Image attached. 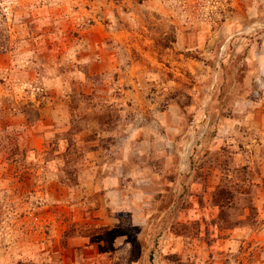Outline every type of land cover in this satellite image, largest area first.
Here are the masks:
<instances>
[{
	"label": "rangeland",
	"instance_id": "1",
	"mask_svg": "<svg viewBox=\"0 0 264 264\" xmlns=\"http://www.w3.org/2000/svg\"><path fill=\"white\" fill-rule=\"evenodd\" d=\"M0 264H264V0H0Z\"/></svg>",
	"mask_w": 264,
	"mask_h": 264
}]
</instances>
